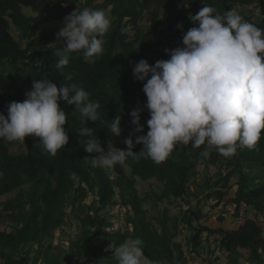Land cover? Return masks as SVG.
Segmentation results:
<instances>
[{
	"label": "trees",
	"instance_id": "1",
	"mask_svg": "<svg viewBox=\"0 0 264 264\" xmlns=\"http://www.w3.org/2000/svg\"><path fill=\"white\" fill-rule=\"evenodd\" d=\"M76 4L109 10L111 25L103 37L105 51L101 56L89 58L83 51L74 52L61 71L56 68L58 57L54 53L62 45L56 43L57 27L49 24L63 21ZM205 5L214 7L221 15L235 9L264 29V0H71L67 7L62 6V0H0V113L7 116L10 102H23L36 79H50L58 86L76 83L100 104L97 122H85L74 111V105L60 101L67 113L69 143L56 156L47 153L33 135L25 137L24 150L18 152L10 149L21 142L0 139V195L15 193L0 201V227H4L0 229V264H118L110 246H119L129 238H139L150 258L167 260L168 264H188L182 244L176 240L183 230L188 234L189 252L200 253L203 236L205 241L207 237L215 238L206 259L208 264H217V251L226 253L228 264H241L244 250L250 264H264V226L258 219L239 215L242 207L264 215V131L256 149L238 148L231 159L221 157L226 160V169L214 178H204L200 187L196 180L198 167L221 163L215 149L210 150L208 157L201 155L206 146L179 144L167 161L160 164L129 157L127 168L119 164L111 169L92 167L83 159L89 155L91 160L97 155L83 149L84 142L91 138L99 140L105 148L110 140L116 147L127 150L124 141L135 127L130 123V112L147 102L143 87L137 88L143 82L133 76L135 62L146 59L154 64L169 58L165 49L183 47L178 36L198 27L190 16ZM23 8L33 14L25 13ZM256 10L262 13L257 16ZM145 11L151 15V22L140 30L137 24ZM164 22L167 28L160 29ZM178 22L183 23V30L176 27ZM12 25L18 39L11 32ZM128 25L135 29L129 38L124 28ZM117 114L122 117V131L119 137H114L107 130ZM149 118L145 107L140 120L144 131L136 135L146 134ZM85 126L93 128L91 137L78 135V130ZM142 147L137 144L132 150L139 152ZM236 174L240 187L235 197L226 198L227 183ZM151 178L158 182L159 190L140 194L138 180ZM90 197L92 200L87 203ZM190 197L197 205L210 198L215 200L214 207L228 202L235 207L236 217H243L244 222L229 230L222 226L211 228L201 223L204 213L196 205L181 210L180 216L173 220L167 208L159 215L146 208L149 205L158 210L163 200L173 204L174 200ZM117 203L131 209L124 220L125 230H114L106 212ZM68 205L74 207L77 220L69 224ZM71 224L80 230L71 240V247L68 250L58 247V252L52 253V242L48 240L57 229L64 225L71 228Z\"/></svg>",
	"mask_w": 264,
	"mask_h": 264
},
{
	"label": "clouds",
	"instance_id": "2",
	"mask_svg": "<svg viewBox=\"0 0 264 264\" xmlns=\"http://www.w3.org/2000/svg\"><path fill=\"white\" fill-rule=\"evenodd\" d=\"M70 2L62 0V6L67 7ZM256 12L257 16L262 13ZM145 14L149 15V25L151 15L147 11L141 21ZM190 19L198 23V27L178 36L183 47L176 45L171 50L165 49L169 58L154 64L146 59L134 64L133 76L143 82L137 88L143 87L147 102L130 112V123L135 127L124 141L127 150L116 147L110 140L105 148L99 140L87 139L83 144L84 151L97 155H91V160L89 155L83 157L86 164L103 169L118 164L127 168L129 157L150 159L160 164L167 161L177 145L189 143L195 148L206 146L201 153L203 157H208L211 149L226 158L236 155L238 148L256 149L264 131V29L246 20L235 9L221 15L209 5ZM140 22L137 26L144 30L146 27L141 28ZM110 25L109 10L82 8L76 4L56 33V43L62 44L54 53L58 57L56 68L62 71L74 52L83 51L89 58L101 56L105 51L103 37ZM176 27L183 30V23L178 22ZM124 28L127 38L133 36L134 27ZM25 95L23 102L12 101L7 105V116L0 113V139L18 141L21 144L17 145L24 147L25 137L33 135L39 138L47 153L56 156L69 143L65 127L67 113L60 101L74 105V111L85 122H97L99 118V102L93 101L90 93L76 83L58 86L50 79H36L32 90ZM145 107L150 115L146 122L148 131L136 135L144 131L140 120ZM121 119L117 114L108 125L107 131L114 137L121 135ZM92 132L93 128L85 126L78 130V135L91 137ZM137 144L143 147L134 152L132 149ZM232 178H235L233 184ZM230 180L227 191L235 187L237 193L239 174ZM210 199L207 200L208 207L215 203L212 204ZM117 204L124 208V214L131 213L129 206ZM245 211L264 226V215L255 214L251 208ZM110 248L118 264H168L167 260L146 255L139 238L126 239L119 246Z\"/></svg>",
	"mask_w": 264,
	"mask_h": 264
},
{
	"label": "rangeland",
	"instance_id": "3",
	"mask_svg": "<svg viewBox=\"0 0 264 264\" xmlns=\"http://www.w3.org/2000/svg\"><path fill=\"white\" fill-rule=\"evenodd\" d=\"M80 6H82V4H79ZM23 11L27 14H31L32 11L26 8H23ZM33 14V13H32ZM36 15V14H34ZM144 19L140 22V26L142 27H146L149 23V15L145 14L144 15ZM62 23L61 22H56V23H51L49 24V27H57L56 29L59 31L60 26L62 27ZM165 29L167 28V23L164 22L163 25L160 26V29ZM11 32L13 33V36L18 39L19 35H17V31H15V29H12ZM17 33V34H16ZM132 34V31L129 32V35ZM184 33L181 34V36H183ZM26 40L22 39V44H25ZM62 45V44H59ZM24 150V147L22 146H15L13 148H11L10 151L12 152H18ZM216 156L223 157L226 158L222 155H220L218 152L216 154ZM232 157H230L231 159ZM220 165H201L198 167V173L196 175V180L199 183V187L201 184V181L204 178H214L219 171H224L227 167V165H225L226 160L221 159L220 160ZM264 172V171H263ZM1 175V174H0ZM230 182L233 184L235 182V178H232L230 180ZM137 188L140 194H151L152 190H159V187L156 183V181L154 179L149 180V181H141L138 180L137 182ZM236 194V189L231 188L230 192H228L226 198L228 197H234ZM15 195V193L5 195L2 196L0 195V201H4L6 200L8 197H13ZM92 199L87 200V203L91 202ZM187 201L190 202V204H186ZM210 201L215 202L214 199H210ZM186 202V203H185ZM210 202V203H211ZM196 205L197 209H201L202 212L204 213V218L201 220V223L209 226L211 228H216L218 226H222L225 229H234L237 228L240 224H242L244 222V220L242 218L236 217L235 215V208L233 205L229 204L228 202L225 204H221L220 206L214 207V206H210L208 207L207 205V201H202L201 204L197 205V201L194 198H184L183 200L179 201V200H174L173 204H171L168 200H163L161 202H159V208L157 209H151V207L149 205L146 206V208H148V210H150L153 214L155 215H159L163 212V210L165 208L168 209V214L171 217V220H173L175 218V216H180V212L181 210L187 209V207L189 208V206H193ZM106 212H108V215H110V220L113 223V228L114 230L118 229V228H122L123 230H125V225H124V220L125 217L127 216V213L124 214V208L119 207L118 204L114 205L113 207H110L106 210ZM67 216H66V222L69 224L71 221L76 222V214L74 211V207H72L71 205L67 206V210H66ZM104 213V211L101 212V214ZM249 213V212H248ZM248 213H246L245 210H241V212L239 213V215H243L244 219L245 216H250L251 218L253 217L252 215H248ZM224 214V215H223ZM262 218V217H261ZM260 218V219H261ZM264 218V217H263ZM260 221V220H259ZM264 224V221H263ZM0 229H4V227H0ZM80 230L78 228V226H76V224H71V228L69 225H64L63 227L57 229L53 235V237L51 239H49L48 241L52 242V253H57L58 252V247H60L59 249H63V250H68L71 247V240H73L78 234H79ZM187 236L188 234L186 233L185 230L182 231V234L179 235L176 240L180 241L182 244V248L186 253V257L188 259V264H208V261H206V259L209 257V250L213 248L214 244V240L215 238L213 236H211L210 238L207 237L206 241H205V237L203 236V240H204V244L200 249V253H195L193 252H189L190 248H188V246L186 245V241H187ZM63 244V245H61ZM63 247V248H61ZM244 256L241 259V264H250L247 261V251H243ZM217 256H218V262L217 264H228L227 260H226V253H220V252H216Z\"/></svg>",
	"mask_w": 264,
	"mask_h": 264
}]
</instances>
